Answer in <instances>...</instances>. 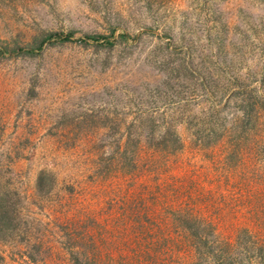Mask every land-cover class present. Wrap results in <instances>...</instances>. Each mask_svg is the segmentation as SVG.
I'll return each instance as SVG.
<instances>
[{"label":"rangeland","instance_id":"rangeland-1","mask_svg":"<svg viewBox=\"0 0 264 264\" xmlns=\"http://www.w3.org/2000/svg\"><path fill=\"white\" fill-rule=\"evenodd\" d=\"M71 30V40L53 36ZM246 129L264 134V0H0V264H79L71 249L93 246L127 264H264V152L249 163L254 192L217 198L200 229L121 193L139 188L123 172L129 137L158 160L159 175L143 181L208 183L221 165L212 146L248 147ZM164 137L172 148L157 144ZM106 168L108 194L76 205L72 235L62 181ZM43 171L53 186H38ZM144 219L160 225L144 229ZM136 247L147 261L133 262Z\"/></svg>","mask_w":264,"mask_h":264},{"label":"trees","instance_id":"trees-1","mask_svg":"<svg viewBox=\"0 0 264 264\" xmlns=\"http://www.w3.org/2000/svg\"><path fill=\"white\" fill-rule=\"evenodd\" d=\"M75 34L76 31L71 30L65 33L56 32L53 34V36H56L59 40L65 41L73 39ZM77 39L82 42H100L101 40H104L103 42L109 45L114 43L103 35L98 34H84L81 37H77ZM252 126L253 125L248 128L252 129ZM244 133L250 138V143L247 144L248 147H241L239 141H236V143H232L234 144V147L237 146V148L234 149L232 145H227V143L223 140H220L216 143L219 144L218 150H215L216 145L212 146L214 155L218 157V159L215 160V163L219 162L221 165L219 168H217L219 175L214 176V174H208L210 175V177L207 176L209 178L208 183L202 181L199 182V180L194 178L186 179L182 176L173 178L175 181L168 178L163 180V182L143 181V175H145L147 179H153L156 178V175H159V173H156L157 171L154 167V163L156 161L158 162V160H156L155 156H151V154L143 159V157L140 156L141 150L138 149L139 147L137 146V140L129 137L128 145L123 152L124 156L126 157V163L123 165V172L129 176L130 180L135 182L139 181V188H136L135 191L127 188L121 193L129 196L132 194L138 195L139 197L147 196L148 198L152 199L153 206H140V211H174L177 213V215L174 217L179 222V224L184 226L185 229L190 228V226H196L200 229L206 225V223L203 222V215L205 212L210 210L211 203H215L217 198H220V201L226 202L227 196L231 195L230 198H232L233 201L239 198L240 201H243L242 196L244 195V192H249L250 195L254 192L253 186L255 184H252L253 180L249 176L252 168L249 163L252 161L254 163L256 161V154L264 152V134L259 136L256 135V133H254V135H249L247 129L244 131ZM173 141H176L174 145H178V147L180 146L179 148L183 146L180 138L174 139ZM162 142H164L168 148H172L169 147L171 145H169L170 143L168 137L162 138V141L157 144L163 146ZM223 145H225V147ZM221 146L223 147L220 150ZM240 147L241 150L239 151ZM241 170L243 173L240 174V178L243 181H238V179L233 175H235L237 171L240 172ZM109 175H111L110 169L106 168L95 170L93 174L88 176H81L76 179L70 178L67 181L66 179L62 181L64 185H61V192L63 190L61 199H65L68 202L65 212L71 213V216L67 217V225L69 229H71L72 235H75L78 224L80 223L81 226L82 223L81 209L78 207L76 208V205L88 199H100L101 196L107 195L109 190L106 182ZM37 181L38 186L42 188L48 184L53 186V184L56 182V179L54 174L43 171L39 174ZM141 199L142 198L134 197L133 201L141 202ZM232 200L229 199L228 201ZM248 201L251 202L252 199H248ZM131 205H133V203ZM156 205L161 209H156ZM251 208H249V211ZM132 209H134V207H132ZM3 212V209H0V232L3 230L2 228H4L2 224L7 221V216ZM161 219V225L160 223H154L153 221L147 222V219H144L141 227L145 229L152 226V224H155L160 225V227L163 228L168 223L167 217H161ZM191 222H193L194 225ZM208 225L212 227L215 226L211 222L208 223ZM99 226L101 229L104 228V225H98V228ZM256 226L261 231L264 228V223L258 222L256 223ZM241 230L251 231V228L248 225L242 227ZM260 231H258V234H260ZM193 234L197 236L196 240L199 243H203L200 245V247L194 246V252L199 249V254L205 253L206 249H203L205 246V239L203 235H199V233L196 231ZM82 237L94 239L91 231H86ZM183 237H187V235H183ZM177 244L179 243L177 242ZM188 246L189 244L185 245V247L189 248ZM192 249L193 248L190 247L188 252L190 253ZM130 251L133 252L131 254V259L133 262L137 263H142L144 260L147 261L148 257L151 256L150 251L143 247H136ZM71 252L76 254V261L79 264H127L125 262V257L123 261L119 262L113 259L112 255L115 252V249L93 246L87 248L81 247V249H78L77 251L71 249ZM165 253L166 251H164V254ZM107 256L112 257L111 261H105ZM259 257L261 259L263 258L262 256ZM119 258L122 259L120 256Z\"/></svg>","mask_w":264,"mask_h":264}]
</instances>
